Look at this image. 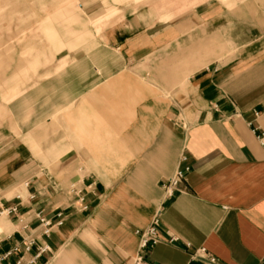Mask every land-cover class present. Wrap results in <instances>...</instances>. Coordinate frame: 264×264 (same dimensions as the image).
<instances>
[{
	"label": "crops",
	"instance_id": "0c3cea01",
	"mask_svg": "<svg viewBox=\"0 0 264 264\" xmlns=\"http://www.w3.org/2000/svg\"><path fill=\"white\" fill-rule=\"evenodd\" d=\"M147 2L0 79L1 264H129L156 215L149 264L264 260V0Z\"/></svg>",
	"mask_w": 264,
	"mask_h": 264
},
{
	"label": "rangeland",
	"instance_id": "374dc122",
	"mask_svg": "<svg viewBox=\"0 0 264 264\" xmlns=\"http://www.w3.org/2000/svg\"><path fill=\"white\" fill-rule=\"evenodd\" d=\"M124 1H133L138 5L148 3V0H0V79H4L13 64L16 67L26 65L29 71L24 74L33 75L40 64L54 63L61 52L70 49L62 37L73 36L72 29H87L85 16L88 13L96 12L95 16L89 17V24L99 32L104 26V19L118 14L110 4ZM170 1L158 0L160 9L170 6ZM174 1L177 4L179 0ZM206 1L217 2L229 11L232 1L241 3L244 0ZM197 3V0H191L190 5L193 7ZM184 9L183 6L175 7V13ZM133 10L135 7L128 8V11ZM195 47L197 45L192 43V50Z\"/></svg>",
	"mask_w": 264,
	"mask_h": 264
},
{
	"label": "built area",
	"instance_id": "2783aa9c",
	"mask_svg": "<svg viewBox=\"0 0 264 264\" xmlns=\"http://www.w3.org/2000/svg\"><path fill=\"white\" fill-rule=\"evenodd\" d=\"M188 168H184L183 170H177L174 175L169 179L166 186L164 187V191L167 193H170L172 189H174L180 182L183 181L185 178V175L188 173ZM73 194H75L74 191H72ZM79 202L82 203L83 200L79 199ZM83 210L86 209V206L82 207ZM17 209L16 207H11L6 210V214H14L16 213ZM158 216L156 215L150 225L144 229L143 231L139 232V251L140 253L136 254L134 257L131 258L129 264H149L144 257L142 256V253L146 250H150L155 245L158 244L159 239L157 236V228H158ZM43 226L47 229L43 231L44 235H47L49 233V229L46 222H42ZM171 241H174V239H171ZM32 245V242L28 244V247L26 248V251H29V247ZM15 251V249H14ZM47 252L46 247H42L38 250V253L28 262V264H36L37 259L42 255L43 253ZM11 253H6L2 256H0V264L6 260ZM15 264H22L21 260L18 259ZM189 264H220L218 259H216L213 256L208 255L204 249H200L197 251L190 259ZM261 264H264V260L261 262Z\"/></svg>",
	"mask_w": 264,
	"mask_h": 264
}]
</instances>
